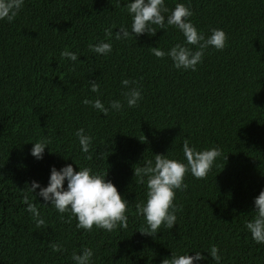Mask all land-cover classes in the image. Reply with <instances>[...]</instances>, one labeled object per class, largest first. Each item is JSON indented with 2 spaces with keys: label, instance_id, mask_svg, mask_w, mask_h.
<instances>
[{
  "label": "trees",
  "instance_id": "1",
  "mask_svg": "<svg viewBox=\"0 0 264 264\" xmlns=\"http://www.w3.org/2000/svg\"><path fill=\"white\" fill-rule=\"evenodd\" d=\"M131 2L24 0L13 22L0 20V264H75L73 252L84 248L93 250L90 264H161L172 253L196 252L204 259L195 264H217L209 255L213 245L219 264H264V244L245 226L264 190V0H165L168 14L176 3L190 4V19L206 37L213 28L228 37L222 51L206 49L196 71L176 69L150 51L185 42L173 26L115 39L121 26L131 33L125 7ZM100 41L111 42L110 54L89 50ZM65 49L78 60L62 59ZM124 79L137 82L130 87L141 90L138 107H128ZM93 80L98 93L90 91ZM97 98L105 107L119 100L123 108L104 116L83 103ZM80 128L93 138L88 153L75 135ZM41 138L51 143L36 159L31 149ZM186 138L198 151L219 147L222 155L205 179L189 172L187 189L176 190V225L142 235L147 224L135 205L146 201L147 187L133 170L157 154L186 162ZM68 164L107 171L106 181L128 201L127 229H78L70 213L61 218L50 203L41 206L39 188L28 192L32 181L47 187L51 168ZM25 194L35 196L45 226L26 211Z\"/></svg>",
  "mask_w": 264,
  "mask_h": 264
},
{
  "label": "clouds",
  "instance_id": "2",
  "mask_svg": "<svg viewBox=\"0 0 264 264\" xmlns=\"http://www.w3.org/2000/svg\"><path fill=\"white\" fill-rule=\"evenodd\" d=\"M23 5L24 0H0V20L6 19L9 23L13 22ZM125 7L132 17L131 33L126 27L121 26L119 32L115 33V39L127 40L133 37V34L140 36L145 33L154 36L157 27L166 30L167 27L173 26L183 34L185 42L175 44L167 52L159 47H150V51L158 59L169 57L176 69L196 71L197 65L202 63L206 49L214 47L222 51L226 47L228 37L222 29H211V34L207 37L197 29L190 19L193 16L190 4L176 3L170 14H168L169 8L165 6V0H133ZM113 27L115 26L105 29L107 38L113 36ZM188 45L195 46L196 50L193 51ZM89 50L99 55H108L112 52V44L100 41L95 45L89 44ZM60 56L62 59L67 58L73 62L78 60L77 54L67 49L62 51ZM136 83L129 79L121 81V84L129 89L123 93L129 108L138 107L142 99L140 88L130 87ZM99 90L100 85L95 80L90 81V91L98 93ZM83 103L91 105L104 116L109 114L110 109L120 111L123 108L119 100L110 101L108 107H105L98 98L85 99ZM75 135L81 151L88 153L93 138L85 134L83 128L77 129ZM145 140L143 136V141H140L143 143ZM49 143L51 141L47 138H41L33 143L31 155L36 159H42L45 147ZM182 148L186 162L157 154L154 162L149 159L145 161L143 167L137 166L133 170V175L139 179L140 183H146L147 187L146 201H140L135 205L136 214L142 215L147 224V228H141L139 231L142 235L155 237L161 226L170 230L176 225L177 213L181 210L174 204L176 190L187 189L188 185L184 183V180L189 172L196 179H205L212 170L215 160L222 155L219 147L198 151L187 138L183 141ZM85 158L90 160L92 157L89 155ZM106 175L107 171L93 172L92 168L87 166L80 167L78 171L74 170L71 164L60 170L52 167L47 187H41L36 181H32L28 192L32 194L39 188L36 195L45 201V205H40L46 206L50 203L61 214V218L64 213H70L69 222L72 217H75L78 229H84L87 232H91L94 226L108 232L117 230L118 226L127 229L128 201L120 195L111 181H106ZM145 178H147L146 181ZM65 180H67L66 190ZM34 200L33 195L31 200L27 194L23 196V203L27 205L26 211L32 214L39 228L45 226V220L41 218ZM254 205L255 216L247 221L245 226L256 243L264 244V190H261L255 198ZM51 247L54 252L62 249V245L59 244H52ZM209 255L217 264L222 259L215 245L211 247ZM92 256L93 250L84 248L80 254L73 252L72 259L75 264H90ZM203 259L200 252H196L194 256L187 253L182 255L172 253L171 258L163 259L161 264H195L196 261Z\"/></svg>",
  "mask_w": 264,
  "mask_h": 264
}]
</instances>
